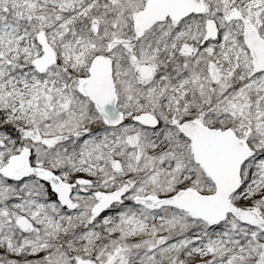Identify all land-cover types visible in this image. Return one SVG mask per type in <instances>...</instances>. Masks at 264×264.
I'll use <instances>...</instances> for the list:
<instances>
[{
	"label": "snow or ice",
	"instance_id": "6c2138e0",
	"mask_svg": "<svg viewBox=\"0 0 264 264\" xmlns=\"http://www.w3.org/2000/svg\"><path fill=\"white\" fill-rule=\"evenodd\" d=\"M0 264H264V0H0Z\"/></svg>",
	"mask_w": 264,
	"mask_h": 264
}]
</instances>
